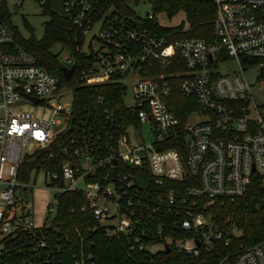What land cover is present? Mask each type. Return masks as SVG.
<instances>
[{
	"label": "built area",
	"instance_id": "1",
	"mask_svg": "<svg viewBox=\"0 0 264 264\" xmlns=\"http://www.w3.org/2000/svg\"><path fill=\"white\" fill-rule=\"evenodd\" d=\"M48 1L39 0L42 6ZM212 1L214 36L206 40L172 38L148 28L143 20H157L155 12L141 19L118 11L107 0H63L67 17L79 29L76 49L89 57L80 82H121L129 116L118 122L114 111L105 108L104 120L97 112L93 120L81 121L70 137L72 145L60 149L62 159L50 153L48 162L42 153L70 129L73 91L16 40L2 20L7 0H0V257L16 258V264H65V252L70 251L74 264H100L83 245H93L90 238L99 232L104 238L124 240L131 250L156 253L175 245L197 255L202 245L212 249L242 233L235 223L226 224L229 218L223 224L214 221L209 205L243 195L256 175L264 183V114L242 67L245 60L264 58V0ZM112 9L89 52H84L87 35ZM94 42L101 46L94 48ZM177 55L184 70L166 71L175 66ZM228 58L236 59L241 71L221 73L219 65ZM62 61L64 66L75 65L70 52ZM180 76L181 94L197 102L184 125L168 103L172 81ZM127 79H132L133 105L125 103ZM67 88L71 101L63 102ZM24 102L41 104L52 114L38 117L22 108ZM194 114L202 119L190 121ZM144 124L156 135L149 144L142 136ZM33 159L37 166L30 163ZM26 160L28 170L22 167ZM40 169L55 199L42 224L36 220L32 183ZM136 177L148 180L149 187L142 188ZM167 181H186L188 186L181 194L179 186L165 194ZM66 192L80 199L71 211L79 210L95 222L74 227L77 247L56 219L60 196ZM167 228L170 233L165 234ZM179 230L188 235L177 238ZM217 264H264V239L242 248L235 261L224 255Z\"/></svg>",
	"mask_w": 264,
	"mask_h": 264
},
{
	"label": "trees",
	"instance_id": "2",
	"mask_svg": "<svg viewBox=\"0 0 264 264\" xmlns=\"http://www.w3.org/2000/svg\"><path fill=\"white\" fill-rule=\"evenodd\" d=\"M108 3L115 7L118 11L137 17L130 7V2L149 1L153 4L154 9L165 10L172 17L179 11L183 10L189 23L188 28L184 24L176 27H162L156 20H143V24L148 28L153 29L161 34H168L172 38L181 37H198L206 40H212L214 36L213 19L216 16V6L212 0H107ZM44 12L49 14L50 20L45 22V33L41 39L31 36L30 38L23 37L16 28L10 23V13L5 3L2 5V20L8 23L14 33L16 40L30 53L34 54L37 62L43 65L49 72L57 75L61 80L62 86H68L73 91V111L70 119V129L60 134L54 144L42 156H47L48 162L51 160L50 153L54 154V159H62L60 149L65 146H71L70 137L77 130V126L81 121L93 120L94 115L98 112L99 119L104 120L105 108L114 111L116 120L120 122L124 116H129V111L123 104V85L119 81H113L98 85H85L80 82V70L83 64L89 57L80 50H77L78 44V27L70 20L54 10L52 0L43 6ZM142 19V18H141ZM56 44L62 46V50H68L75 59V72L70 80H66L64 76L61 60V51H53ZM226 57V53L223 54ZM252 62L261 64L260 77L264 79V58L245 60L244 63ZM182 59L178 57L175 66L169 67L166 71H182L184 70ZM182 76L173 79V92L168 98L170 108L180 118L181 125H184L190 113L197 108V102L194 98L185 97L180 92V81ZM102 99V101H101ZM177 143H169L167 146H173ZM182 148V143H179ZM23 168L29 167V161L23 162ZM135 173L141 174L139 170ZM149 172L146 177L151 180L153 187V179ZM142 175V174H141ZM25 179H28L25 176ZM179 184V185H178ZM179 186V193L184 192L188 183L167 181L163 186V193L168 194L173 189ZM80 203L79 196L72 192H66L60 196V204L57 215L58 225L62 230L69 233L72 238L76 239L75 246L80 245V240L76 238L74 227L85 225H94L92 219H88V215L81 211L72 212L71 208ZM209 211L214 215V221L223 224L226 219L229 221L226 224L235 223L242 229L240 235L232 237L231 241L220 243L215 248L209 249L202 245L199 247V253L196 255L193 252L181 249L178 246L172 245L167 250H161L156 253H151L147 249L131 250L126 242L122 239L104 238L102 233H96L94 237H88L87 240L95 241L93 245L86 241L83 245L86 250H91L95 253L100 264H217L224 255H230L235 261V255L245 247L264 239V183L258 177L254 179L248 190L241 196L235 199H217L209 205ZM166 221H169L167 219ZM85 232V230H84ZM170 233L167 228L165 234ZM188 235L183 231H178L177 238ZM157 240L162 238L157 237ZM77 247V246H76ZM132 255V257H131ZM65 264H74L70 251L65 252ZM16 258L9 256L0 257V264H16Z\"/></svg>",
	"mask_w": 264,
	"mask_h": 264
},
{
	"label": "rangeland",
	"instance_id": "3",
	"mask_svg": "<svg viewBox=\"0 0 264 264\" xmlns=\"http://www.w3.org/2000/svg\"><path fill=\"white\" fill-rule=\"evenodd\" d=\"M7 7L10 13V23L18 30V32L25 38L35 36L41 39L45 33V22L50 20L49 14L44 12V7L40 4L39 0H7ZM130 7L135 14L141 18H146L149 13L156 14V22L162 27H176L184 24L185 28H188L189 23L186 17L185 11L181 10L174 16L170 17L165 10L154 9L153 4L149 1H142L139 3L130 2ZM214 20V19H213ZM100 42H94L93 47L99 48ZM53 51H61V60H64L68 55L69 51L66 49L62 50L60 44H56L53 47ZM261 64H255L248 62L242 67L244 73L251 85V93L253 100L259 111L264 114V79L260 77ZM220 72L223 74L233 73L241 71L240 63L234 58H228L219 65ZM126 84L128 85L127 92L125 95V103L127 105L134 104V98L132 93V79H127ZM68 94V98L64 99L63 102H70L72 97V91L70 88L65 90ZM23 109L33 112L38 117L48 118L52 114V109H45L43 105H35L32 103L24 102ZM200 114H194L190 121L201 120ZM142 136L146 143H151L156 139L154 129L150 124H144L142 127ZM32 147V146H31ZM35 182V215L38 224H42L43 220L49 214V203H52L55 207V199L52 192L47 188L46 185V172L44 169H40L37 174L32 176V183Z\"/></svg>",
	"mask_w": 264,
	"mask_h": 264
},
{
	"label": "water",
	"instance_id": "4",
	"mask_svg": "<svg viewBox=\"0 0 264 264\" xmlns=\"http://www.w3.org/2000/svg\"><path fill=\"white\" fill-rule=\"evenodd\" d=\"M53 7L54 10L64 16H67V12L65 11L64 8V2L63 0H53ZM114 9H112L105 17L95 26L93 31L87 35L84 46H83V51L88 53L89 52V47L91 45L92 40L98 35L99 30L104 22V20L112 14ZM63 71H64V76L66 80H70L71 77L73 76V73L75 71V65H72L70 67L68 66H63ZM128 70L125 72L127 74ZM35 102H37V98H32ZM60 128V126H58ZM30 163L34 166L38 165L37 159L30 160ZM137 183L142 187V188H148L149 187V181L140 177H136ZM198 245H201L200 242H198ZM170 247L166 245V250L169 251Z\"/></svg>",
	"mask_w": 264,
	"mask_h": 264
}]
</instances>
